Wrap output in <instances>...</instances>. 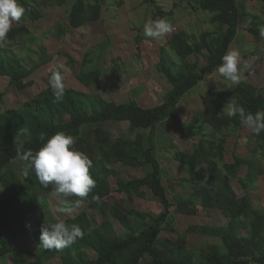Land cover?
<instances>
[{
    "label": "trees",
    "instance_id": "obj_1",
    "mask_svg": "<svg viewBox=\"0 0 264 264\" xmlns=\"http://www.w3.org/2000/svg\"><path fill=\"white\" fill-rule=\"evenodd\" d=\"M105 1L20 0L25 14L11 26L7 42L0 46V77L8 76L11 85L23 90L33 84L30 76L54 58L43 44L39 49L13 47L30 33L24 21L34 22L46 17V7L70 4L67 22L72 28L81 30L87 23L101 19ZM246 1L264 3V0L177 1L194 10L213 12L212 21L218 27L200 35L182 29L161 46L158 68L171 89L162 102L153 106H143L135 99L118 103L106 98L102 80L109 72L120 78L118 61L115 59V67L106 71L91 66L93 56L90 52L85 53L78 73V80L89 91L66 86L62 100L56 101L49 84L32 98L21 101L18 107L7 106L5 93L0 92V264H9L2 237L14 240L26 234L38 241L37 251L15 249L13 264H46L57 253L61 254L63 264H264V212L254 211L249 193L251 183L264 176V132L259 135L252 132L255 145L249 156L235 155L229 162L225 156L228 136L230 133L238 135L244 125L239 117L229 118L223 113L232 97L246 112L255 114L264 110L263 91L248 79L231 89L209 90L201 96L202 118L193 122L181 120L178 109L183 97L222 63V57L230 50L248 18L249 14L241 10ZM173 11L166 13L157 7L156 15L168 22ZM261 26L264 21L253 17L249 28L256 41L262 40ZM25 50L41 60L26 67L23 63ZM66 54L70 66L76 63L73 55ZM203 54L208 58L206 63L198 59ZM192 56L196 57L193 62ZM111 120L128 121L133 129L143 127L148 131L137 133L134 138L113 137L101 125ZM173 121L180 126L178 129L172 127ZM168 126L176 130L177 135L192 138L194 146L182 154L186 172L167 185L159 154L162 146L156 134L165 132ZM57 132L71 135L74 147L91 159L90 174L96 181V186L83 200L86 205L75 208L64 218L56 217L51 209V185L45 188L40 184L32 169L19 179L12 166L18 159L17 152L29 149L35 152L42 147L41 133L47 138ZM166 136V143L172 145L174 139L169 134ZM115 163L143 168L146 174L128 178L114 167ZM26 166L27 162L23 167ZM243 166H247L246 175L241 173ZM233 179L240 180L239 189L234 187ZM178 185L181 192L171 198L168 188L176 192ZM149 190L161 202L158 213L144 211L137 204V199L145 198ZM114 191L123 195L111 199ZM75 199L77 197L72 196L71 200ZM198 205L222 211L228 221L224 224L192 223L176 236L163 235L164 231L177 232L171 216L173 207L181 214L196 215ZM36 211L41 212L43 223L79 225L83 237L60 250L44 249L30 219ZM115 222L122 225L124 233L116 232ZM190 233L218 236L232 251L245 248L251 252L226 254L214 243L202 244L196 251L188 245Z\"/></svg>",
    "mask_w": 264,
    "mask_h": 264
},
{
    "label": "rangeland",
    "instance_id": "obj_2",
    "mask_svg": "<svg viewBox=\"0 0 264 264\" xmlns=\"http://www.w3.org/2000/svg\"><path fill=\"white\" fill-rule=\"evenodd\" d=\"M89 1V0H87ZM178 0H106L103 6L101 19L89 22L81 30L72 28L68 22V12L70 4L66 6L46 7V17L37 21L26 20L30 28V33L20 39L18 44L13 47L21 49L35 48L39 49L41 44L47 47L49 53L54 55L52 61L43 64L29 78L33 80V84L23 90H18L10 84L8 76L0 77V92H4V100L7 106L18 107L20 102L32 98L34 95L49 86V77L53 71L58 70L59 65L63 64L70 68V73L66 74L65 86L75 87L80 90L89 91V88L78 80V73L81 63L86 52H90L93 56L91 66L109 70L115 67V59L118 61L120 78H116L108 73L103 78L104 86L103 95L111 98L118 103L127 102L131 99L137 100L143 106H153L162 102L170 93V83L166 76L158 68L160 61L161 46L165 44L171 35L182 29L197 35L205 31H214L218 24L212 21L213 12L203 9L194 10L186 3H177ZM72 2V0H71ZM157 7L166 13L174 10L168 19V23L172 26V31L164 38L157 40L155 38L146 37L143 32V25L149 20L161 18L156 15ZM241 10L246 11L249 15L239 29L237 38L232 43L230 49L239 50L243 60L250 63V71L246 73V79L253 81L264 93V40L256 41L255 36L250 31V24L253 17L258 21H264V3L260 1H246L241 5ZM16 22L12 23V26ZM23 63L26 67H32L38 60L27 50L23 51ZM70 53L76 59V63L72 66L68 63V55ZM207 53V52H206ZM198 58V57H197ZM202 63L208 62L206 55L198 58ZM190 60H196L192 56ZM231 89L222 83V77L217 70L209 75L206 80L202 81L187 93L179 104V114L184 122H193L202 118L204 104L201 96L209 90ZM174 129H178L175 121L172 123ZM113 137L126 136L130 138L136 137L137 133L145 130L143 127L133 129L128 121H108L101 124ZM203 126H206L203 123ZM173 128L165 129L163 133H157L156 138L162 146L159 150L161 162L164 167V182L171 183V179L175 180L186 170L183 168L182 154L193 149L194 141L182 135H177ZM169 134L174 139V145L167 144V136ZM252 131L247 127L239 131L238 135L230 133L226 146V160L231 162L235 155L246 157L251 154ZM25 161L16 159L12 166L19 179H22ZM114 167L122 170L126 177L143 176L146 174L143 168H136L129 165L115 163ZM241 173L246 175L247 166L241 167ZM232 183L236 189H239L240 180L233 179ZM169 189V196L180 193L182 188L178 185L177 191ZM2 186L0 185V191ZM250 196L254 203V211L264 212V176L257 181L251 183L249 189ZM121 192L114 191L111 199L120 197ZM69 200L72 197L68 198ZM51 209L58 218H64L65 213L59 212L61 202L54 196L51 198ZM138 206L144 211L159 212L161 210V202L158 197L153 195L150 190L148 195L143 199H137ZM86 205L82 203L81 206ZM172 218L176 224L177 232L164 231V236H176L178 232H184L189 224L192 223H208V224H224L228 221L225 214L216 209H208L198 205V213L196 215L181 214L175 207L172 208ZM32 226L38 231L40 238L41 212L36 211L31 214ZM117 233H124V229L119 222H115ZM36 238L26 234L19 236L14 240L2 237L9 264H13V251L15 249L26 250L31 253L37 251ZM264 240V236H263ZM205 243H214L220 246L223 253L246 254L251 249L234 248L233 251L225 245L222 238L218 236H209L200 233L188 234V245L199 250L200 245ZM93 255V254H92ZM30 259V256L26 254ZM34 259V257H31ZM46 264H63L61 254L57 253L53 258L49 259ZM258 264V263H253Z\"/></svg>",
    "mask_w": 264,
    "mask_h": 264
},
{
    "label": "clouds",
    "instance_id": "obj_3",
    "mask_svg": "<svg viewBox=\"0 0 264 264\" xmlns=\"http://www.w3.org/2000/svg\"><path fill=\"white\" fill-rule=\"evenodd\" d=\"M24 14L25 8L20 0H0V46L7 42V34L12 23L19 22ZM171 31L172 26L162 18L149 20L143 25L144 35L157 40L164 38ZM259 34L264 40V26L259 28ZM70 71V68L60 64L58 70L53 71L49 77L56 101L62 100L65 94L64 81ZM249 71L250 63L243 60L240 51L235 49L226 52L217 68L222 83L228 87L238 86L244 82ZM223 113L229 118L239 117L240 123L257 135L264 132V110H258L255 114L246 112L232 97L225 105ZM39 139L44 142L39 150L17 152V158L27 162L23 174L27 176L29 169L34 170L40 184L45 188L51 185V195L61 202L62 206L58 211L71 214L75 208L82 205L84 198L96 186V181L90 174L92 161L85 153L74 147V138L65 132H57L47 138L45 133H41ZM72 196L77 199L69 200L68 198ZM40 231V246L46 250L63 249L84 235L79 225H66L64 222L43 223Z\"/></svg>",
    "mask_w": 264,
    "mask_h": 264
},
{
    "label": "crops",
    "instance_id": "obj_4",
    "mask_svg": "<svg viewBox=\"0 0 264 264\" xmlns=\"http://www.w3.org/2000/svg\"><path fill=\"white\" fill-rule=\"evenodd\" d=\"M2 77V76H1Z\"/></svg>",
    "mask_w": 264,
    "mask_h": 264
}]
</instances>
